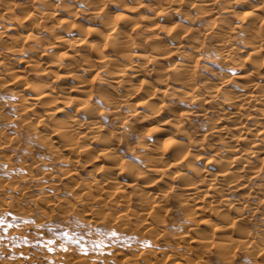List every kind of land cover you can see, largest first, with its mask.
Returning <instances> with one entry per match:
<instances>
[{"label":"bare ground","instance_id":"6f19581e","mask_svg":"<svg viewBox=\"0 0 264 264\" xmlns=\"http://www.w3.org/2000/svg\"><path fill=\"white\" fill-rule=\"evenodd\" d=\"M8 1L1 0L2 5L0 6L2 7H0V17L6 16L7 20H9L6 24H1V29L5 32L4 34L9 35L12 38L10 44H13V48H19V46H22V41L24 39H28V41H31V39H33L32 41H37L43 38V40H41L42 42L45 40V36H41L42 33L44 31H48L47 33H49L51 29L50 27H48V29L47 25H43L42 23L40 25L41 21L36 23L37 19L40 20L41 18L43 20L46 18H55L56 23H59V20L60 23L64 25L74 26L75 24V18L77 16L75 17V15H73L72 10H70L71 13H68L70 12V7L68 5V8L64 6L65 8L53 9L54 7H52L50 3H48L49 8L45 0H38L40 2L38 3L40 6L42 5V8H38L37 10V7H34V5L33 7L35 9L32 8L31 10V6L29 8L31 11L29 10L28 15L26 14L27 17L25 16L26 18H24L23 13L27 11V8L25 6L21 7L22 4H18L19 6L16 8L19 9L16 10V8L12 7L10 3L12 0L9 2L10 4H8ZM154 1L158 3L155 5L156 7L154 6L155 8H153V10H155H151L153 13L150 15L144 16L142 15L143 12L140 10L148 4L144 3L142 0L121 1L122 4L125 5V12L118 20H115L104 10L105 8L102 4L105 0H80L79 2H82V5L85 6L84 9L82 8V12H86L90 15L91 18H88L91 20H89V23L87 22V25L84 24L85 26L79 27L76 25L75 29H72L74 36L70 35L69 37H66L65 35H56L54 32L55 30L50 32L54 35L53 46L55 49H53L56 50L55 52L58 54H46V52L43 51L40 54V57L46 58L50 55V58L48 57L49 63L47 65L44 64L45 66H38V64H35L37 67L32 65L34 66L35 71H37L36 68L40 67L39 70L41 69V71L43 70L45 72L44 74L46 75V78L43 77L35 82H32L31 80V82L24 84L20 82V79H22L20 74L21 69L20 71L18 69L17 71L20 73L14 74L18 79H12L14 80L13 82L11 81L12 85L14 88H20L18 90L19 98H17L22 101V105H24L23 107L25 109L26 107L29 109L27 111H36V108L39 107L38 105L44 106L41 113H35L37 114V126L35 128L37 129L36 133L38 134V137L42 136L48 138L46 140L51 141L52 144L54 141H60L62 144H59V146L66 151H70L69 154H71V152L76 154L88 151L90 148L89 143L91 140L93 141V139L99 142V145L101 146L98 152L99 155L112 162V166L110 165L106 167V176L99 186L103 189L117 182L115 176H109V173H112L113 175L120 173L116 171L119 167L117 166L119 162V160L117 161L119 157L116 150L117 148H113L112 146H116L117 142L122 138H120V135L115 129L110 130V127L108 128V126L100 123V120L98 121L96 119L99 115H97V113L95 114L93 110L95 107H91V103L89 102L92 97L91 91L93 87L87 83V79L85 80V78H82V75L86 72L97 74L99 79L105 83L104 86H107H102L103 88L100 89L101 93H99L100 95L102 94V96L101 98L99 96V98L107 105V107L109 106L110 109H112V112L110 113H112L116 124L118 123L121 125V123L126 120L125 125L128 130V128L133 126V120L138 121L140 118H135V115H140L143 117L142 119L145 117L148 123H157L153 128L162 140H154L150 146H147L144 149L141 155L143 154L142 157L145 158L146 164L137 169L138 176L135 175V178H131L132 181L136 182L147 178L145 180L146 191L142 192V194H138L141 196V200L147 205V208H149L148 205L155 210L162 208L164 206V201L167 200L166 198L171 194L169 192H175L174 195L179 198L177 200H180L181 204L187 208V215L189 216L188 219H190V221L194 222L197 221V219L199 221L200 216L204 218L205 215L207 216V213L211 212L223 223L222 225L212 224V226H208L210 230H207H209V232L211 231L209 235H207L208 231L205 228L204 229L207 231L205 235H200L202 233L198 231L200 234L198 238H196V241H198L199 244L203 246L210 245L209 243H211L210 241L213 239L214 234L216 232H221L222 234H226L221 236L223 237L221 238L223 239V242L220 241L218 244L221 243L224 246V249L229 251L238 244H240V247L241 244L246 246L245 243H248V246L246 247L249 248L247 251L249 254V251L251 252L254 249L256 251L258 248L257 242L259 239L261 240V237L258 238L256 233L254 234L245 228L247 227L245 225H247L248 220H250L249 214L251 209L250 211L247 210L244 212L241 211L240 206L248 200L251 194V190L247 191L249 189L247 185L250 179V181H252V179L259 180V189L264 190V0H254L257 1L258 4H254L252 2L253 0H236L237 3L234 5L231 4V2V5L227 2L224 4L223 1L226 0H223V3L221 2L222 4H218L219 2L216 3L217 1L215 0H200V3H196V0L191 2L190 4L195 8H198L197 10L199 12L206 13L207 17L215 18V20L212 21V24H210L211 22L208 24L211 26L208 27L207 25L208 29L204 28L205 31L207 30L206 33H203L200 29L196 28V26H188L189 28L185 29L183 33L181 31H174L175 29L173 28L167 29L165 25L161 29L158 24V19L161 16V13L167 7L173 6L174 8H179L187 2H184V0ZM110 2L112 1L110 0ZM72 7L74 6H71V9ZM16 11H19V14L22 13V15H18ZM133 11H139V17H136L139 19L135 18V21L131 22L133 17L129 14ZM231 14H233L234 17L239 16L240 19H233ZM6 17L2 19H6ZM96 18L99 19V22L95 20ZM216 18L219 20L216 21ZM237 20L240 21L237 22ZM138 23H142L148 27L150 26L152 37L149 44L147 39V44L144 43L145 39L142 38L143 35H141L142 33L140 34L139 29L141 28V24L139 25ZM51 27L53 28V26ZM19 29L27 32L26 34L24 33L25 35L23 34L22 40V33L20 32L19 34ZM14 32H17L16 36H12ZM203 35H206V37L208 36L209 44L210 40H212V42L214 41V44L216 43L214 49L219 52L223 60L230 57L232 67L241 68V73L235 74L236 80L232 77L234 79L233 81H236L235 83L238 86L237 90L224 87L225 79L218 80V82L215 83L207 81L204 85H198L195 83L196 80L192 73V60H194V57L197 55L198 44L201 43L200 38H203ZM237 35L239 38H237ZM147 36L148 38L150 37L149 35ZM28 41H26V44ZM45 41L43 43H45ZM0 42H2V40ZM9 45L8 47L12 48ZM28 45V47L25 46L27 50H29V48H33L32 50H34L35 47L29 43ZM40 45H42V43ZM3 46L4 45H2V47ZM188 47L190 49H188ZM18 51L20 52V50ZM59 51H62L60 52L61 54ZM3 56L0 58L1 82L5 79L1 75L3 65L6 63L2 60ZM168 60L169 64L171 63L173 65H169L172 66V69L169 68L172 70H170V72L171 78L174 79L173 82L179 80V83L178 81L176 82L178 83V87L175 86L172 93L178 96V99L185 98L189 102H193V104L197 103V107H199L198 105H200V107L208 105L209 107H212L214 112L211 108L209 109L213 113H216L215 117L209 119V121L211 120V123L209 122L205 128L211 130L213 135L215 134L216 136H219L223 141L222 143H224L223 146H225V148H223L224 154L221 156H217V154L214 155V153L212 154L213 156H205L200 153L199 150L198 153L193 151L191 148V142L198 141L201 139L200 137L203 136L198 134V132L187 129L189 127L187 126L186 128V123L184 125V123L181 122L179 115L175 114L176 112L174 114L170 113V116L167 114V116L165 112L156 105L158 104L156 102H159L160 99L162 100L163 98L161 97H163L166 91L169 90L168 80L172 81L170 75H168L169 69H167V65H165V61ZM32 66L31 69L34 71ZM62 67L64 68V72L61 73L60 71L61 74H59V70H61ZM55 71L56 73L58 72V74H55ZM151 74L157 77V83L154 81V85L151 84V81L148 79ZM75 77H81V79H79V81L82 80L81 83H76V86L74 87L70 84V87L65 85ZM76 79L74 80L76 81ZM133 80L140 81L137 88H135L136 86H134V88H131L130 86L128 87L129 89L124 88L125 83L131 84V81ZM65 93H70L72 95H64ZM172 93L168 94L176 98ZM77 97L81 98L78 99L79 101L77 103L78 105H81L80 108H82L83 113L85 110L86 116L88 117L85 121L81 119L78 120L76 114L72 112L70 108L67 109L69 100L77 101ZM67 98H69V100H67ZM123 100H125L126 103L129 100H138V107L134 106L136 102L133 105L134 108L133 106L132 108L130 106L131 113L134 114L133 120L132 118L130 119L127 117V114L130 112L129 109V112L126 114L127 116L124 113L117 111ZM49 102L52 103V105L50 104L51 106L46 105ZM19 105L21 104L19 103ZM45 105L47 107H45ZM70 105H72V103ZM155 105L158 108H156ZM258 106H261V108L258 109ZM139 107H141L142 110H139ZM80 108L78 109L80 110ZM145 109L148 113L144 112ZM250 109H258L256 110L258 112H255L256 115H252L253 113L250 114L249 112ZM62 116L64 119L61 118ZM27 124L31 125L29 121L26 123V126H28ZM114 125L112 127H117ZM46 127H48L49 131L43 132ZM133 127L131 131H135L136 127ZM112 131H116V133H113ZM55 138H58V141L55 140ZM200 144H198V147ZM208 145H210V143ZM210 146H208L207 149H209ZM51 147L53 146L51 145L50 149ZM53 148H55V146ZM76 161L79 162L78 160ZM168 173L174 174L179 181L175 188H173L174 186L170 187L171 190H169V194L167 193V190H161L158 187H154L157 184L164 183ZM150 176L154 177L158 183L152 184L149 179ZM77 185H79V183ZM117 191L122 193L123 189L117 186ZM263 194L264 192H262V197L258 199V203L262 204V202H264ZM247 212L249 213L247 214ZM197 216L199 217L197 218ZM154 217L156 216L153 215V219ZM200 219L202 218L200 217ZM207 220L208 219L206 218L204 219V222L206 223L205 227H207ZM256 238H258V240H256ZM179 263L181 264V262Z\"/></svg>","mask_w":264,"mask_h":264},{"label":"rangeland","instance_id":"374dc122","mask_svg":"<svg viewBox=\"0 0 264 264\" xmlns=\"http://www.w3.org/2000/svg\"><path fill=\"white\" fill-rule=\"evenodd\" d=\"M10 1L11 0L8 1V4L11 3L12 7L14 8L18 7L21 4V7L25 6L27 8V13H23L24 18L27 17L26 14L28 15L30 10L29 8L31 6V10L32 8L35 9L34 7H37V10L38 8H42V5H39L40 2L38 0H12L11 2ZM45 1L46 4L50 3L52 7H54L53 9H61L64 6L68 8V5L70 7L69 11L72 10L73 15H75V17L77 16L75 18L74 26L64 25L60 23L59 20V23H56L55 18H46L43 19L44 21L41 18L40 20L37 19L36 23L41 21L40 25L41 23L43 25H47V28L50 27L51 29L50 32L55 30L54 32L56 33V35H65L66 37H69L70 35L74 36L72 29H75L76 25H78L79 27L85 26L87 25V22L89 23V20H91L89 19L91 18L90 15H88L86 12H82V8L84 9L85 6L82 5V2H79L80 0ZM111 1L112 2H110V0H105L102 5L105 8L104 10L108 14H110L113 19L118 20L120 16L125 12V5H123L121 2L124 0ZM142 1L149 5L148 6L145 4L147 7L144 6L140 10L141 12H143L142 15H150L151 13H153L152 11L155 10H153V8H155V5L158 3L154 0ZM194 1L195 0H184V2L187 3H184V5L179 8H174L173 6V8L167 7L161 13V16L158 19V24L161 29L165 25L167 29L173 28L175 29L174 31H181L183 33L185 29L196 26V28L200 29L203 33H206L207 30L205 31L204 28L208 29L207 25L210 22V24H212V21H214L215 18L207 17L206 13L202 12V14L201 12H199L197 10L198 8H195L190 4ZM215 1H217L216 3L219 2L218 4H220L223 0ZM235 1L236 0H226L223 2L224 4L226 2L230 4L231 2V4L234 5L237 3V1ZM52 2L54 5L52 4ZM195 2L200 3L201 1L196 0ZM252 2L254 4H258L257 1L253 0ZM0 5H2L1 0ZM71 6L74 7H72L71 9ZM17 9L19 8H16V10ZM16 12L18 15H22V13L19 14V11ZM68 13H71V11ZM138 13L139 11L130 12L129 15L133 17L131 22H134L135 18L139 17ZM202 15L204 16V18ZM231 16H233V19L235 20L236 18L240 19L239 16L235 15L236 17H234L233 14H231ZM5 17L6 16L0 17V22L1 20L3 22L0 23V41L2 40V42H0V58L4 54L5 57L3 56L2 60L6 62L4 64L5 66L3 65V68L1 70V75L3 78H5L3 80L4 82L2 81V83V79H0V214L11 213L12 216L9 219L22 218V221L31 220L32 222H19L17 227L10 229L9 232L5 234L12 238H27L30 243L23 244L20 239L0 241V264H180L179 262H181V264H231V261L232 264H238V261H240L242 258H246L247 264H264V202H262V204L258 203V199L262 197V192H264V190L259 189V180H249L247 185L249 189L247 191L251 190V194L248 200L245 201L242 206H240L241 211L244 212H246L247 210L250 211L251 209L249 214L250 220H248L247 225H245L247 227L245 228L253 232L254 234L256 233L258 238L261 237V240L259 239V241L257 242L258 245L256 244L258 248L254 247L257 248L256 251H258L256 252L254 249L253 251H251L253 253L249 251L248 254L247 251L249 248L246 247L248 246V243H245L246 246L241 244L240 247V244H238L229 251L227 249H224V246L221 243L218 244L220 241L223 242V239H221L223 237L221 236H224L226 234H222L221 232H216L214 234L213 239L210 238L212 239L210 241L211 243H209L210 245L203 246L199 244L198 241H196V238H198L200 234L198 233V231L202 233L200 235H205L208 231L207 235H209L211 231L209 232L210 228L208 226H212V224L222 225V221L220 219H217L215 215L211 212L207 213V216L205 215L204 218L200 216L202 219L197 216V218L199 217V221L198 219L194 222L190 221V219H188L189 216L187 215V208L181 204L180 200H177L179 198L174 195L175 192H169V190H171L170 187L174 186L173 188H175V186L179 182L178 179L172 173H168L166 181L164 183L157 184L155 186L153 185L154 187H158L161 190H167V193H171L168 198H166L167 200L164 201V206L156 210L152 209L150 205H148L149 208H147V205L141 200V196L138 195L146 191L145 180L147 178L137 182L132 181L131 178H135L136 176H138L137 169H139V167H143V165L146 164L145 158L142 157L143 154L141 155L144 149L147 146H150L154 140H162L160 139L161 137L156 134L153 128V126L157 123H148L145 117L144 119H142L143 117H141L140 115H135V118L137 119L140 117V121L133 120L134 114L131 113L130 106L132 108V106L136 102L134 106L138 107V100H129L127 101V103L125 102V100H123L121 101V105L118 108L119 110L117 111L126 115L129 112V109L130 112L127 114L128 116H126L130 119L132 118V125L138 129L135 128V131H131V129L134 128L133 126H131V128H128L127 130L125 125L126 120L123 121L121 125L118 123L117 125L113 119L112 113H110L112 112V109H110L109 106L107 107V105L103 103V101L100 99L102 96V94H99L101 93L100 89L107 86H104L105 83L99 79L97 74L94 73V75L93 72H86L87 74L84 73V75H82V78H85V80L87 79V83L93 87L91 91L92 97L89 102L91 103V107H95L97 109H93L95 114L97 113V115H99L96 119L98 121L100 120V123L108 126V128L110 127V130L115 129L120 135V138H122L119 142H117L116 146H112L113 148H117L116 150L119 156L117 159V161L119 160L117 166L119 167L116 171L120 173H118L117 175L109 173V176H115L117 182L103 189L99 187L106 176V167L110 166L112 162L99 155L98 152L101 146L99 145L98 141L94 139L93 141H90V148L88 151H86L87 154L86 152L76 154H73L71 152V154H69L70 151H66L64 150V148L62 149V147L59 146V144L61 145L62 143L57 140L58 138H55V140H57L58 142L54 141L52 144L51 141L46 140L48 138L42 136L38 137V134L36 133L37 129L35 128L37 126L36 117L37 114L42 112L44 106L38 105L40 109L39 107H37L36 111H27L29 109L27 107L25 109L23 107L24 105H22V101L18 99V90L20 88H14L12 82L18 79V77L14 76V74H19L20 72L22 78L20 79V82L24 84H26L27 82H31V80L32 82H35L36 80L42 79L43 77L46 78V75L44 74L45 72L43 70L41 71V69L39 70L40 67L36 68L37 71H35L34 66L35 64H38V66H45L49 63L48 57L50 58V55H48L46 58L40 57V54L43 51L46 52V54H58L57 52H55L56 50H54L55 48L53 46L54 35H52L53 33L51 34L49 32V34L47 33L48 31H44L41 36H45V43H43L44 41H41L43 40L42 37V39L37 41H32L33 39H31V41H28V39H24L25 41H22V46H19V48H13V44H10L12 38L9 35L4 34L5 32L1 29V26L9 21L7 20V17L6 19H2ZM95 20L99 22L98 18H96ZM218 20L219 19L216 18V21ZM239 21L237 20V22ZM138 24H141V28L139 29L140 34L142 33L141 35H143L142 38L145 39L144 43H146L148 40L149 44L151 42L152 37V30L150 29V26L148 27L142 23ZM51 26H53V28ZM209 26L211 25H208V27ZM18 32L19 34L20 32L22 33L21 40L23 39V34L27 33L22 30ZM13 35L16 36L17 32H14L12 36ZM147 35H149L150 37L148 38ZM205 37L206 35H203V38H200L201 43L198 44L199 47L197 45V47L199 48H197V55L194 57V60H192L193 64L191 62L193 67V77L196 80L195 83H197L198 85H204L205 83H207V81L215 83L218 82V80L225 79L226 81L224 82V87L237 90L238 86L235 83L236 81L233 80H236V73H241V68H233L230 63V57H228L229 59L226 58L223 60L219 52L214 49L216 43L214 44V41L212 42V40H210L209 44L208 36L206 38ZM237 38H239L238 35ZM26 41H28L27 44ZM203 41L205 44L203 43ZM28 43L35 47L34 50H32L33 48H29V50H27L26 47L29 46ZM41 43L43 46L40 45ZM2 45L4 46L2 47ZM8 45L12 48H9ZM211 46L214 47L212 48ZM188 49L190 48L188 47ZM18 50H20V52ZM60 52L62 51H59V53ZM21 60H24L25 62ZM165 62V65H167L166 68L169 69L168 75H170V79H172L170 70L172 69L171 67L173 65L170 63L172 66H169V60ZM31 66L32 68H34L35 72L32 71L33 69H31ZM6 67L9 69H7ZM62 68L61 70H59V74L64 72V68L63 70ZM18 69L19 71L21 69V71H17ZM55 74H58V72L56 73L55 71ZM194 74H196L197 76ZM154 75L151 74L154 80L150 75L148 78L151 81V84L153 85L157 83V77ZM39 76L42 77L40 78ZM76 78L77 77H75L74 79ZM74 79L68 81V83H66L65 85H67L68 87H70V85H73L74 87L76 86V83H81L82 81H79L81 77H78L76 81ZM173 80L174 79H172V81L168 80L169 90L166 91L163 97H161L163 98L162 100L160 99L159 102H156L158 103L156 105L160 109H162L166 115L168 114L170 116L171 114H174L176 112L175 114L179 115L181 122L184 123V125L186 123V128L187 126L189 127L187 129H189L190 131L198 132V134H201V136H203L200 137L202 140H198L200 143L203 142L202 144H200L198 141H195L193 143L191 142V148L193 151L197 153L200 151V153L205 156L212 155L213 153L214 155L217 154V156H221L222 154H224L223 148H225V146H223L224 143H222L223 141L220 139L219 136H216L215 134L213 135L211 130L205 128L207 127V124H209V122L211 121H209V119L215 117L216 113H213L214 110L208 105H206L207 107L201 106L203 108L202 109L200 105H198L199 107H197V103H194V105L193 102H189L185 98L178 99V96L174 95V93L172 92L174 91L175 86L178 87L179 80H175V83L173 82ZM133 81H131V84L125 83L124 88L127 89L130 86L131 88H134V86H136L135 88H137V86L139 85L138 83H140V81ZM177 81L178 83H176ZM168 93H172V95L176 96V98L169 95ZM64 95L72 94L65 93ZM73 98L76 99L75 97ZM78 99L81 98L77 97V101H72L71 99L69 100V98H67L69 102L72 101V105H70L71 103L68 102L67 109L70 108V110L76 114L78 120L81 119L85 121L88 119V117L86 116L85 110L84 114L82 108H80L81 105H78ZM19 103L21 105H19ZM50 104L52 105V103L50 102L46 105L49 106ZM46 105L45 107H47ZM157 106L156 108H158ZM78 108H80V110ZM209 108H211L213 112ZM257 108L259 109L261 108V106H258ZM140 109L142 110L141 107H139V110ZM258 109H250L249 112L250 114L253 113L252 115H256L255 112H258L256 111ZM144 112L148 113L146 109ZM61 118L64 119L63 116ZM28 121L29 123H31V125L27 124L30 127L26 126V123ZM113 125L117 127H112ZM48 131V127L43 130V132ZM116 131L112 132L116 133ZM208 141L212 146L208 145ZM139 142H142L143 144ZM197 142L198 144H200L199 147ZM50 144L53 147L55 146L56 149L53 147H51L50 149ZM208 146H210L209 149H207ZM76 160H78L79 162H77ZM4 165H6L7 167H3ZM149 179L151 180L152 184L158 183L157 180L154 179V177L152 176H150ZM78 183L79 185H77ZM87 184L90 185L88 186ZM117 186L123 189L122 193H119L117 191ZM254 202L257 204H255ZM248 213L249 212H247V214ZM123 215L125 218L123 217ZM153 215L156 216L154 217V219ZM205 218L208 219L207 227H205ZM77 222H80V228H77ZM204 228L206 230H209L206 231ZM61 230L68 231L69 233H78L77 239H80L82 237V239H80V244L77 245L70 241H63V243H65L67 247V250H64V248L58 246L62 241L59 236H56L55 244L57 246L55 247L54 251L49 252L45 247H43V245H37L36 241L53 238V233H57ZM109 230L118 233L120 237L119 242L112 244L110 247L106 246L102 251H93L92 241L100 238L99 233L107 232ZM185 235H187L188 237ZM123 237H128V239L125 240L123 239ZM258 238H256V240H258ZM105 243L107 245L108 240H106ZM81 246L87 248L88 251L86 253L79 251L78 249Z\"/></svg>","mask_w":264,"mask_h":264},{"label":"snow or ice","instance_id":"6c2138e0","mask_svg":"<svg viewBox=\"0 0 264 264\" xmlns=\"http://www.w3.org/2000/svg\"><path fill=\"white\" fill-rule=\"evenodd\" d=\"M3 167H7L4 165ZM7 174V173H5ZM12 216L11 213H4L0 214V241L4 240H11V239H20L23 244H29L30 241L27 238H12L7 235L6 233L9 232L10 229L15 228L18 226L19 222L24 223H31V220L28 221H22V218H16V219H9ZM77 228L81 227L80 222H77ZM78 233H69L68 231H59L57 233H53V238H49L47 240H38L36 241L37 245H43L49 252L54 251L55 247L57 246L55 244V237L59 236L61 239V243L58 245L61 248H64V250H67L66 244L63 243V241H70L72 243H75L77 245L80 244V239H77ZM100 238L92 241V250L93 251H102L106 246L110 247L114 243L119 242V235L115 231L109 230L107 232H101L99 233ZM112 238V239H108ZM123 239L127 240L128 237H123ZM108 240V243L106 245L105 241ZM79 251L86 253L88 251L87 248H84L81 246ZM238 264H247L246 258H242L240 261H238Z\"/></svg>","mask_w":264,"mask_h":264}]
</instances>
